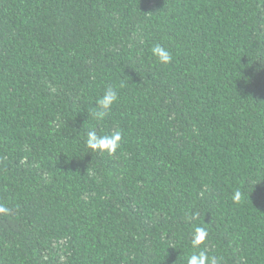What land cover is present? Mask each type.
Segmentation results:
<instances>
[{"label":"trees","instance_id":"trees-1","mask_svg":"<svg viewBox=\"0 0 264 264\" xmlns=\"http://www.w3.org/2000/svg\"><path fill=\"white\" fill-rule=\"evenodd\" d=\"M0 205V264H264V0H0Z\"/></svg>","mask_w":264,"mask_h":264},{"label":"clouds","instance_id":"clouds-1","mask_svg":"<svg viewBox=\"0 0 264 264\" xmlns=\"http://www.w3.org/2000/svg\"><path fill=\"white\" fill-rule=\"evenodd\" d=\"M151 53L155 56L159 63L169 64L172 60L171 53L161 45H155L151 48ZM117 93L111 87H109L97 101L99 112L94 111L99 117L104 118L108 111L111 109L112 105L117 101ZM122 139V133L116 131L111 135H97L96 131H90L87 135L86 144L92 151L108 152L109 154H114L120 147V142ZM232 199L235 202H239L241 199V193L239 191L235 192ZM9 209L3 205H0V214H7ZM207 237V231L205 228L197 226L194 228L192 237V248L193 253L188 257L187 264H217L215 257H209L204 251H196L199 247L204 244Z\"/></svg>","mask_w":264,"mask_h":264}]
</instances>
